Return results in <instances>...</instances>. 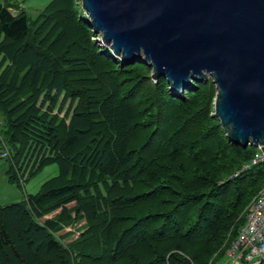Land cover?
Segmentation results:
<instances>
[{
    "label": "trees",
    "instance_id": "obj_1",
    "mask_svg": "<svg viewBox=\"0 0 264 264\" xmlns=\"http://www.w3.org/2000/svg\"><path fill=\"white\" fill-rule=\"evenodd\" d=\"M13 4L0 0L7 177L21 187L45 165L58 172L0 206V264L221 261L264 161L233 175L256 147L225 134L212 79L179 91L153 79L101 42L79 0H50L35 17ZM67 226L77 235L64 241Z\"/></svg>",
    "mask_w": 264,
    "mask_h": 264
},
{
    "label": "water",
    "instance_id": "obj_2",
    "mask_svg": "<svg viewBox=\"0 0 264 264\" xmlns=\"http://www.w3.org/2000/svg\"><path fill=\"white\" fill-rule=\"evenodd\" d=\"M101 42L171 88L210 75L228 138L264 152V0H81Z\"/></svg>",
    "mask_w": 264,
    "mask_h": 264
},
{
    "label": "built area",
    "instance_id": "obj_3",
    "mask_svg": "<svg viewBox=\"0 0 264 264\" xmlns=\"http://www.w3.org/2000/svg\"><path fill=\"white\" fill-rule=\"evenodd\" d=\"M0 156H9L7 148H1ZM263 161L264 152L256 146L252 158L235 170L233 175ZM213 264H264V181L248 202L244 221L235 237L223 248L222 260Z\"/></svg>",
    "mask_w": 264,
    "mask_h": 264
},
{
    "label": "rangeland",
    "instance_id": "obj_4",
    "mask_svg": "<svg viewBox=\"0 0 264 264\" xmlns=\"http://www.w3.org/2000/svg\"><path fill=\"white\" fill-rule=\"evenodd\" d=\"M10 2H15L14 7L11 8V11L13 13H18L19 11H21L20 9H24L25 12L30 15L31 17H35L39 11L50 1V0H9ZM81 3V0H79ZM17 5V6H15ZM151 74H152V69H151ZM207 78H211L210 75L206 76ZM155 79V78H153ZM195 79V78H194ZM212 79V78H211ZM191 82V80H190ZM180 88H178L176 91H179ZM182 90V89H181ZM62 96L59 97L58 99V103L60 102ZM67 103L64 106V109L66 108ZM213 106H214V99H213ZM214 108V107H213ZM54 110H56V107L54 108ZM61 114H63V110L61 112ZM2 125L0 124V128L2 129ZM1 145L5 148L8 147L5 144L4 140H1ZM256 147V146H255ZM9 151V150H8ZM8 157V156H7ZM6 157V158H7ZM58 172V168L56 163H51L48 165H45L40 171H38L35 175H33L32 177H30L28 180H26L24 182V185L19 187L17 184L13 183V186L16 188V190H18V192H23V190H26L27 192H35L41 185L42 182H44L45 180H47L48 178L52 177L53 175H55ZM12 201H16V200H12ZM10 203V202H9ZM83 221H80L77 223V225L81 224ZM71 229V233L70 235H68L67 237H65L63 240L64 241H68L70 238H73L77 235V230L73 227V226H67L65 227L63 230H61L60 232H64Z\"/></svg>",
    "mask_w": 264,
    "mask_h": 264
},
{
    "label": "crops",
    "instance_id": "obj_5",
    "mask_svg": "<svg viewBox=\"0 0 264 264\" xmlns=\"http://www.w3.org/2000/svg\"><path fill=\"white\" fill-rule=\"evenodd\" d=\"M1 121L2 119L0 117V122ZM1 140L2 139L0 136V150L3 147L1 145ZM9 165V160L6 157L0 156V206L9 202H14L12 200H21L24 193H30L26 190H23V192H18V190H16V188L13 186V183L9 181L7 177Z\"/></svg>",
    "mask_w": 264,
    "mask_h": 264
}]
</instances>
